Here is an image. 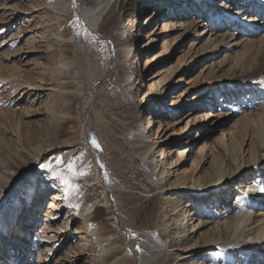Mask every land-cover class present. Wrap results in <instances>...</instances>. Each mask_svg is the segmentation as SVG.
Masks as SVG:
<instances>
[{"label": "rangeland", "instance_id": "obj_1", "mask_svg": "<svg viewBox=\"0 0 264 264\" xmlns=\"http://www.w3.org/2000/svg\"><path fill=\"white\" fill-rule=\"evenodd\" d=\"M95 1L0 0V178L14 181L0 195V215L11 206L22 225L15 237L0 233V264H211V254L222 256L216 248L178 262L179 243L190 235L192 251L218 238L224 222L231 243L248 245V264H264V191L256 199L249 192L264 184V162L221 195L201 191L215 159L246 160L263 135L264 66L251 73L264 59L257 46L242 49L264 26L253 39L212 26L214 15L199 19L210 36L206 26L192 28L196 15L168 18L174 0H139L119 20L109 9L91 33L79 15ZM220 1L209 4L219 14ZM181 20L185 31L165 30ZM126 74L136 79L131 95ZM139 130L156 143L146 157ZM178 150L183 159L168 166ZM41 162L52 167L42 171ZM180 179L198 192L170 191ZM248 201L251 224L233 233Z\"/></svg>", "mask_w": 264, "mask_h": 264}, {"label": "bare ground", "instance_id": "obj_2", "mask_svg": "<svg viewBox=\"0 0 264 264\" xmlns=\"http://www.w3.org/2000/svg\"><path fill=\"white\" fill-rule=\"evenodd\" d=\"M137 1L139 0H96L92 6L88 7L87 9H83L79 17L81 21L87 25L88 30L91 33H94L98 31L100 24L102 23L104 17L107 15L109 9L112 8V11H113L112 14L114 15L113 17L119 20L120 14L122 12H125V10H127L129 7L135 6ZM165 1L167 0H153L151 5H153L154 3L162 4ZM196 1H197V4L195 3L192 4L195 8L193 7L190 8L188 4L190 3L189 0H174L173 6L169 7L168 11H169V14L171 15H168V18L181 17L182 20H184L187 17H190V16L193 17L194 15H196L198 17V21H197V18L196 19L193 18L194 20H192V24L190 23L189 24L192 26V28H198V27L206 26L204 24L201 25L200 22H203V21L199 19L206 17V21L208 22L209 18H211L214 15L215 19L213 20L211 19V21L213 22L212 26L220 25L221 28L222 27L226 28L225 30H227V28L230 29L231 27H235V29H238V32H240V33L237 32V35L241 37L248 36L249 38H253V39L255 36V34L253 33H258L259 30L264 26V0H250L251 2H253L252 4H249L250 1L246 2L245 0H233L231 2L232 5H228L227 8L225 6V2H224L225 0H221L218 4V9H220V14L216 12L215 10H212L211 7H209L210 0H196ZM239 1L240 2L242 1L241 10L240 9L237 10L239 8L237 6ZM260 1H262L263 3L259 4ZM182 20L179 23V25L175 26V28L173 26L174 24L173 25L165 24L164 25L165 30L175 31V30L181 29L185 31L186 29H188V26ZM209 26L205 27L204 32L207 31L206 35L211 32L210 36H212L213 35L212 32L214 30L213 29L206 30L207 27ZM220 27L216 29H220ZM256 38L257 39L255 41L249 40V39L245 41V43H243L244 46H243L242 51L243 53L246 54L249 50L254 49L253 48L254 46H257L258 56H261V59H264V34L261 35L260 37L258 35V37ZM229 41H230V36L228 35L223 36V38L221 39V44L222 45L227 44ZM213 43L215 44L216 42L214 41ZM261 61H259V64L253 65L254 70L252 71L251 74H254V71L257 72V70H260L263 68L264 60H261ZM250 77H251L250 79H256L255 77H252V76ZM123 78L124 79L122 81L126 82L125 91L127 92V94H130V95L133 94L131 87L135 84L136 79L134 78L133 81L130 82V79L132 78L131 74H126ZM141 81L144 82L145 79H142ZM153 96H154V100L157 99L158 93L155 92ZM151 114H152V111L151 109H149V112L147 114V120H146L147 125L146 126H148L149 128L148 132L152 131L154 133V136H156L157 131H158L154 129L156 120L155 118L152 119L154 117V114L153 115ZM145 132H147V130ZM261 134L263 135L259 136L257 147L253 150V152L248 156L246 160L244 157L245 156L244 153L238 156L237 154H235V156L231 154V159L224 162V164H223V161L225 160L224 158H222V162H220V164L218 163V160L215 159L213 161L214 163L212 167V177L210 178V181L207 180L203 182L204 186H202V189H201V191H210V192L207 195L203 193L202 197L192 199V201L197 202L198 200H201L204 197V195L206 196H211L213 194L221 195L225 189L232 187L233 183L236 180H239L240 177L243 176L242 178L244 180L246 177L253 176L257 172L258 167H260L264 162V123H261ZM137 135L139 136V138L142 139V142L145 143L146 145V150L144 152V156L146 157L147 155L152 153V149L156 146V143L148 142L146 139L150 137L146 136L141 130L138 131ZM159 142H160V139L158 143ZM241 155H243L242 159H241ZM182 159H183V151L181 152L178 150L176 160L174 162L169 163L168 166L177 165L180 163ZM90 161L92 162V165H94V162L91 156H90ZM5 175H2V177L8 178L7 173H5ZM161 175H163V170L161 172ZM0 179H1L0 180V195H2L11 189L14 181L7 183V182H4L2 178ZM195 183H201L199 178L195 179ZM263 186L264 184L261 185L260 188L256 186L255 188L249 189V192L251 194H253L254 192L256 195V196L254 195H251V196L255 199L261 196L264 191ZM170 191L176 192V193L179 192V193H191V194L198 192L197 190L193 191L191 189V186L188 185L187 182H185V180H181V179L175 180L171 183ZM242 192L243 191H241V193ZM102 195H103L104 204L106 205L107 199H106L105 190L102 192ZM237 195L238 194H236V196ZM26 202H27V199H26ZM182 203L183 202H178L174 209L176 210L179 205H182ZM198 204H201V201L198 202ZM248 205H249V201L247 203L244 202V203L239 204L240 206L239 210H241L243 214H241L239 219L237 220L238 222H236V225L234 226L233 233L236 231V229H238V225L245 224V227H248L251 224L250 223V209ZM250 205L252 206L253 202ZM28 211H31V208L30 209L26 208L25 213H28ZM197 215H198V211H195V213L193 214V217L195 218ZM177 218H179V216L174 217L172 219L174 221L175 226H177L179 222V219ZM222 225H223V228H221L220 230L221 233L217 232L218 238L216 239L207 238L203 241L202 244H198V245L195 244L196 246H194L195 248L192 251L186 250L188 248L187 245H189L192 238L190 237V235L188 236L183 235L179 244L182 246L184 245L182 248L183 251L185 250L184 257L177 256L178 258L176 260L178 262H182V261H185V259H187L191 254H194V253L196 254L198 252L205 253L207 250L216 248L218 249V251L222 252V256H219L220 254H211L210 259H209L211 264H223V263L225 264H248L250 263L251 262L250 260L253 257L250 254H247L248 250L246 249V246L248 245L246 243H238L236 241L234 242L232 241L231 243L229 241L230 232H227L228 231L227 222H224ZM21 226H22L21 224L19 225V221L16 220L15 208L11 206L6 207L4 211L2 212V214L0 215V233L4 236L5 235L11 236V234L17 235L18 227H21ZM216 229L218 230L219 228H216ZM263 229L264 228H262V231H261V234H262L261 240L264 239ZM180 233L181 232L179 231L178 234ZM191 233L193 234V231ZM15 235L13 237H15ZM223 236L224 238L222 239L221 237ZM223 243H225L226 245H222ZM225 246H228V247H225ZM232 251H235L233 256H235L236 258L234 259V261L233 260L226 261L225 257H227L228 256L227 254ZM98 252L99 253L105 252V250L100 248ZM253 261L255 260L252 259V262ZM261 262L264 263V259H262Z\"/></svg>", "mask_w": 264, "mask_h": 264}, {"label": "snow or ice", "instance_id": "obj_3", "mask_svg": "<svg viewBox=\"0 0 264 264\" xmlns=\"http://www.w3.org/2000/svg\"><path fill=\"white\" fill-rule=\"evenodd\" d=\"M93 143L95 144L96 141L93 140ZM97 146H98V145H97ZM38 167H39L42 171H45V170L50 169L52 166H51V164H46V163L41 162V163L38 165ZM69 168L71 169V165H69Z\"/></svg>", "mask_w": 264, "mask_h": 264}]
</instances>
